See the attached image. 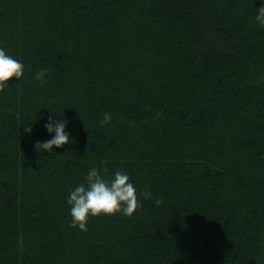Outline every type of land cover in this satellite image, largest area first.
<instances>
[{
	"label": "trees",
	"instance_id": "trees-1",
	"mask_svg": "<svg viewBox=\"0 0 264 264\" xmlns=\"http://www.w3.org/2000/svg\"><path fill=\"white\" fill-rule=\"evenodd\" d=\"M262 6L0 0L24 66L0 92V264H264ZM63 114L71 142L38 152ZM91 168L127 173L141 207L85 232L67 198Z\"/></svg>",
	"mask_w": 264,
	"mask_h": 264
},
{
	"label": "clouds",
	"instance_id": "clouds-1",
	"mask_svg": "<svg viewBox=\"0 0 264 264\" xmlns=\"http://www.w3.org/2000/svg\"><path fill=\"white\" fill-rule=\"evenodd\" d=\"M256 13L255 22L264 27V6L256 9ZM23 73V64L0 48V92H4L13 79L20 81ZM46 75L47 71L41 69L34 78L43 84L46 83ZM54 117L57 118L50 119L45 125L50 134L54 133L53 137L35 145L40 153L51 154L54 148H63L71 142V138L66 132L67 121L64 119V114L62 117ZM111 120V115L106 112L100 124L104 126L111 123ZM25 130L29 134L32 132V129L27 126ZM106 174V169L102 175L101 170L91 168L84 182L69 192L67 204L70 206V227L86 232L89 217L115 216L117 214L131 217L141 207L136 189L127 173L116 171L112 178H106ZM142 195L145 199H151V193L148 190H145ZM155 202L158 206L162 204V200L159 199Z\"/></svg>",
	"mask_w": 264,
	"mask_h": 264
}]
</instances>
